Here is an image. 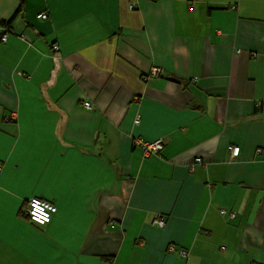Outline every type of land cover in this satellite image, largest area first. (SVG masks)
<instances>
[{
  "label": "crops",
  "instance_id": "1",
  "mask_svg": "<svg viewBox=\"0 0 264 264\" xmlns=\"http://www.w3.org/2000/svg\"><path fill=\"white\" fill-rule=\"evenodd\" d=\"M3 21L0 264H264V0H0Z\"/></svg>",
  "mask_w": 264,
  "mask_h": 264
},
{
  "label": "built area",
  "instance_id": "2",
  "mask_svg": "<svg viewBox=\"0 0 264 264\" xmlns=\"http://www.w3.org/2000/svg\"><path fill=\"white\" fill-rule=\"evenodd\" d=\"M128 8L132 9L133 5L129 4ZM37 17L46 18L47 17V13L46 12H41V13L37 14ZM0 28L2 30V34L0 36V40L1 41H5L6 38H7V34L10 31V28H9L8 24H5V23L4 24L2 23ZM50 48H51L52 52L58 51V49H59L58 45L56 43H52ZM160 74H161V70L159 68L155 67V68H151V70L149 71L147 76L148 77H154V76H158ZM82 104L86 108H91L92 107L91 103L88 102V101H84ZM134 122L137 123L138 122V118H135ZM133 143L141 148L142 153H143L144 156H148V155H152V154H158L162 150V147H163V142H162V139L160 137L152 139V140H146V139L141 138V137H135V138H133ZM237 148H238L237 146H229L228 147V151H229L231 157L237 156V155L233 154L234 150L237 149ZM200 162H201V158L200 157H195L193 162H191V164L189 166V169L192 170L194 168L195 164H198ZM0 169H1V165H0ZM33 199L40 200L42 202H46L47 204L52 205V207L55 208V209H56V206L50 200H47V199H44V198H41V197H31V198H29L27 200L26 206H25V208L23 210V214L25 215V217L29 221H31V222H33L35 224H39V223H36L32 219L31 214H30L31 202L33 201ZM41 206H43V204ZM45 211L49 213L50 218L55 213V212H49L48 208H45ZM220 211L222 213L225 212V210L223 208H221ZM229 216L231 218H233L234 214L230 213ZM153 223L158 225V226H163L164 225V219L162 217H157V218H155L153 220ZM45 224H43V225H45ZM39 225H41V224H39ZM170 249H172L171 246H170ZM178 253H179L180 256H183V257L186 256L185 250L180 249L178 251Z\"/></svg>",
  "mask_w": 264,
  "mask_h": 264
},
{
  "label": "clouds",
  "instance_id": "3",
  "mask_svg": "<svg viewBox=\"0 0 264 264\" xmlns=\"http://www.w3.org/2000/svg\"><path fill=\"white\" fill-rule=\"evenodd\" d=\"M234 155L239 154V149H235L233 152ZM43 204V206H41ZM45 208L49 209V212H55L56 209L52 207V205L47 204L46 202H42L40 200H35L31 202L30 214L32 219L41 225L50 222V215L45 211Z\"/></svg>",
  "mask_w": 264,
  "mask_h": 264
},
{
  "label": "trees",
  "instance_id": "4",
  "mask_svg": "<svg viewBox=\"0 0 264 264\" xmlns=\"http://www.w3.org/2000/svg\"><path fill=\"white\" fill-rule=\"evenodd\" d=\"M4 23L6 24V22L3 21V24H4Z\"/></svg>",
  "mask_w": 264,
  "mask_h": 264
}]
</instances>
